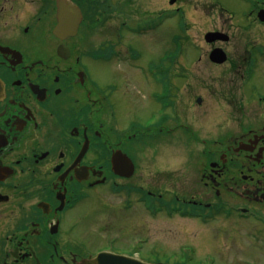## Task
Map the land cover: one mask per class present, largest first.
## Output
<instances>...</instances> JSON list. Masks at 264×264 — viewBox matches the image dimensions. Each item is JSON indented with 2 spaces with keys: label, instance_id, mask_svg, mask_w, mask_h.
Segmentation results:
<instances>
[{
  "label": "flooded vegetation",
  "instance_id": "1",
  "mask_svg": "<svg viewBox=\"0 0 264 264\" xmlns=\"http://www.w3.org/2000/svg\"><path fill=\"white\" fill-rule=\"evenodd\" d=\"M66 1L76 24L61 23L58 0H0V264H100L103 252L143 264H238L209 252L195 255L188 243L169 252L156 245L153 217L161 211L196 222L200 232L192 237L223 233L243 241L248 254L240 264H264L254 256H264V0H254L243 18L223 11L228 17L210 30L229 36L207 43L209 51L199 58L226 65L232 76L219 97L228 129L207 147L199 138L201 155L181 169L187 176L184 169L193 172L200 159L197 176L190 185L183 174L175 178L180 189L170 197L155 193L157 182L170 181L166 169H147L146 185L131 181L145 149L150 160L160 153L156 163L165 168L164 148L155 147L165 142L169 110L157 132L134 116L115 115V96L127 108L152 112L151 100L143 105L133 88L150 59L136 48L152 43L153 6L145 0ZM216 46L227 54L222 64L210 59ZM116 60L131 71L116 72L122 84L105 83V64ZM149 91L153 97L154 88ZM118 151L133 162L130 177L121 174ZM123 189L134 199H121ZM140 207L150 218L145 228L138 227Z\"/></svg>",
  "mask_w": 264,
  "mask_h": 264
},
{
  "label": "rangeland",
  "instance_id": "2",
  "mask_svg": "<svg viewBox=\"0 0 264 264\" xmlns=\"http://www.w3.org/2000/svg\"><path fill=\"white\" fill-rule=\"evenodd\" d=\"M253 2L254 0H184L180 4L178 12L171 9L169 13H166L162 8L167 5L166 0H145V4L153 6L154 13L164 10L163 18H160V20L155 18L154 20L155 31L152 43L136 48L144 58L150 59L145 66L146 75H142L143 80L139 79L133 89L143 105L151 100L152 112L140 110L141 107H137L135 110L131 107L127 108L121 97L115 96L114 102L117 107L115 115L118 118L120 116L121 118L134 116L133 119H138L140 123L146 126L152 125L155 132L159 128V121L162 120L165 109L169 110L170 121L165 125L164 133H162L165 135L163 139L165 142L155 147L156 151L159 152H162V147L164 148L161 155L164 156L165 168H160L156 163L160 153H156L152 157L153 160H150L149 157L151 156L147 155L150 151L145 149L144 159H139V162H143V165L134 180H131L132 183L146 185L149 178L147 169L155 170V174H157L156 170L166 169L169 172L170 181L164 184L157 182L156 187L160 188H156L155 193L165 192L167 196H173L176 190L180 189V185L175 181V178H179L183 174L184 178L187 179L186 184L190 185L191 181L197 176L200 159L196 161L197 169L193 172L190 173L189 170L184 169L187 176L181 169L184 167L189 168L190 164L195 163V157L201 155L200 151L205 148V145L199 142V138L207 140L205 143L207 147L209 143H213L210 141L211 139L215 136L221 139V136L227 132L228 128L222 120L227 119L229 113L221 111V109L226 108L224 107L226 104L219 97L223 91L226 92L232 76L229 75L226 65L209 66L206 57L200 61L199 58L203 54L200 40L203 39L207 31L215 30L216 24L222 18L228 17L215 4L219 3L225 10L234 14L236 18H243ZM202 45L204 52L209 50L205 41L202 42ZM225 47L231 51L228 45H225ZM198 59L199 61H197ZM136 62L144 64L145 59L136 60ZM204 62L207 63L204 64ZM105 66V77H107L103 80L105 83L111 81L118 85L122 84V80L117 79L116 72L131 71L129 64L121 60L106 62ZM261 68L260 63L258 67L260 74ZM133 71L138 72V70ZM156 75L165 78V82L160 86L154 79ZM258 75V72L253 73V79L256 80ZM250 86L252 87V82ZM151 88L155 90L153 97H151L149 91ZM200 96L203 101L199 105L196 99ZM137 102L138 100H136L135 107ZM163 104H165V107H163ZM180 124L182 127L179 126ZM137 126L140 127L141 125L138 123ZM203 159L205 161L206 158ZM146 160L151 163H147ZM155 178L158 179V176L156 175ZM123 191L121 199H134L128 196L126 189H123ZM142 198L143 195L140 194L138 199ZM145 210L139 208L138 227L140 228L150 224V218L146 213L147 210ZM153 224L155 244H161L168 252L174 251L179 246L182 247L184 243H188L193 247L195 255L202 256V254L209 252L217 259L220 258L223 263L229 257L240 264L242 258L247 257V250L244 251L241 246L244 242L239 243V240L232 242L223 233H218L208 239L200 236L192 237L191 233H199L200 227L191 220L161 211L153 217ZM201 231L206 232L208 230L202 229ZM254 256L259 262L264 263V256ZM203 264L206 263L203 262Z\"/></svg>",
  "mask_w": 264,
  "mask_h": 264
},
{
  "label": "water",
  "instance_id": "3",
  "mask_svg": "<svg viewBox=\"0 0 264 264\" xmlns=\"http://www.w3.org/2000/svg\"><path fill=\"white\" fill-rule=\"evenodd\" d=\"M174 1L175 0H171V3H173ZM58 8H59L60 20L63 25L67 26V24L71 22L76 24L78 15L75 13L73 6L69 2H67L66 0H58ZM221 35L222 34L220 33H209L206 35V39L208 41H214L215 39H220L221 37H225ZM224 39H226V37ZM211 59L217 63H222L226 60V56L224 52H222V50L215 49L211 53ZM199 102H200V99H199ZM116 156L117 154L115 155V158ZM121 165H123V169H122L123 171L121 172V174L127 177L131 176L133 173V169H134L133 164L125 155L122 158ZM100 260L102 264H139L138 262L131 260L129 258H126L124 256L122 257L119 256L117 258H110L108 256H103L100 258Z\"/></svg>",
  "mask_w": 264,
  "mask_h": 264
}]
</instances>
